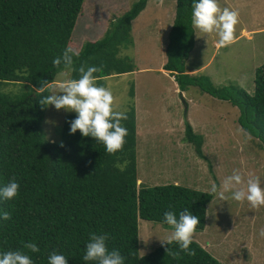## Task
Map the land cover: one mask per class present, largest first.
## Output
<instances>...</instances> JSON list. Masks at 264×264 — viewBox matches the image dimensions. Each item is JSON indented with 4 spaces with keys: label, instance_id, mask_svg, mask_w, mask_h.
<instances>
[{
    "label": "trees",
    "instance_id": "trees-1",
    "mask_svg": "<svg viewBox=\"0 0 264 264\" xmlns=\"http://www.w3.org/2000/svg\"><path fill=\"white\" fill-rule=\"evenodd\" d=\"M148 0H135L111 21L105 35L85 42L74 57V67H102L94 73L97 85L104 78L134 70L130 59L118 56L120 46L130 40L132 20ZM196 0H175L172 25L167 34L162 68L186 90L198 86L211 96L227 100L239 110L237 121L264 146V63L255 71L253 93L238 85L215 86L207 75L187 72L185 62L195 44L192 4ZM84 0H0V189L13 178L19 183L18 196H0V253L20 250L33 264H48L51 253L64 255L67 264H97L85 261L90 234L108 235L109 251L117 250L124 264H221L201 244L193 240L189 256L178 244L159 245L139 254L138 219L166 224L164 213L179 214L187 209L199 217L198 230L206 223V207L214 198L177 183L144 186L137 176V133L134 105L126 112L122 126L127 129L121 151L108 154L105 146L79 130L69 134L77 114H68L60 140H47L41 123L47 106L39 101L49 93L37 91L55 81L53 60L70 47L72 32ZM72 78L79 73L73 72ZM18 84L17 91L3 89ZM184 140L199 157L203 136L195 133L185 119ZM218 186V185H217ZM10 220L2 218L3 213ZM167 225V224H166ZM33 242V253L23 245ZM180 252L173 259L166 248Z\"/></svg>",
    "mask_w": 264,
    "mask_h": 264
},
{
    "label": "rangeland",
    "instance_id": "rangeland-1",
    "mask_svg": "<svg viewBox=\"0 0 264 264\" xmlns=\"http://www.w3.org/2000/svg\"><path fill=\"white\" fill-rule=\"evenodd\" d=\"M134 1L84 0L70 47L78 51L85 42L103 37L111 21ZM218 3L221 8L239 13L237 42L217 47V35H206L193 26L196 45L185 68L203 66L194 74L207 75L217 87L234 84L251 94L255 71L264 63V0H218ZM174 9L175 0H162L160 5L150 0L131 26L129 42L119 47L118 56L130 59L134 70L104 78L103 87L111 89L119 106L117 110L126 111L134 105L137 128L143 126L146 130L136 144L138 183L144 186L177 183L209 192L211 182L219 187L236 170L245 179L249 173L258 176L264 187V146L240 127L238 108L198 86L182 93L174 77L162 69L171 27L168 18ZM18 88L13 83L3 87L13 92ZM68 114L76 113L47 106L41 123L47 140H60ZM185 119L195 133L203 136L206 159L199 157L193 145L184 140ZM261 228H264V207L253 209L247 201L240 203L231 198L220 201L214 196L206 207L205 227L196 229L193 240L205 246L221 264H264V238L258 235ZM171 231L166 224L139 218V254H147L161 245L160 240Z\"/></svg>",
    "mask_w": 264,
    "mask_h": 264
},
{
    "label": "clouds",
    "instance_id": "clouds-1",
    "mask_svg": "<svg viewBox=\"0 0 264 264\" xmlns=\"http://www.w3.org/2000/svg\"><path fill=\"white\" fill-rule=\"evenodd\" d=\"M238 23L239 13L227 7L221 8L218 0H196L192 4V25L201 33L217 35V47H228L237 42ZM78 56V51L67 48L62 56L53 60L55 67L60 68L63 65V69L58 73L56 81L37 89L39 93H49L39 103L42 106L52 105L56 110L75 112L76 118L68 121L69 134H75L79 130L83 137H92L102 143L108 154H115L123 149L125 137L128 135L127 129L121 123L127 119L126 112L117 110L119 106L110 88L97 86L98 77L94 73L101 72L103 66H91L87 70L80 66L77 69L74 67L73 58ZM73 72H78L79 77L72 78ZM19 187V183L13 178L0 189V196L12 200L18 196ZM209 193L214 194L220 201L231 198L240 203L247 201L253 209L264 207V187H261L260 178L252 173L245 179L239 171L234 170L222 180L219 187L211 182ZM229 193L230 197L226 195ZM2 218L10 220L11 215L4 212ZM164 220L172 231L164 240H160L162 246L175 242L180 251L194 256L195 251L190 245L200 222L199 217L185 209L178 218L172 211L165 212ZM258 235L264 238V228L259 230ZM108 238L107 234H90L83 259L96 261L97 264H124V257L119 251L108 250ZM23 247L33 253L40 251L33 242L25 243ZM166 253L173 259L180 258V252L172 251L168 247ZM0 264H33V261L27 254L16 250L0 253ZM48 264H67V259L64 255L53 252L48 257Z\"/></svg>",
    "mask_w": 264,
    "mask_h": 264
},
{
    "label": "crops",
    "instance_id": "crops-1",
    "mask_svg": "<svg viewBox=\"0 0 264 264\" xmlns=\"http://www.w3.org/2000/svg\"><path fill=\"white\" fill-rule=\"evenodd\" d=\"M149 1L150 0H148L147 1V3H146V5L149 3ZM151 2H153V3H155V4H158V5H160L161 3V1L160 0H157V3L155 2V0H151ZM131 5V4H130ZM129 7V6H128ZM127 8V7H126ZM142 12V11H141ZM140 12V13H141ZM174 12H175V9L173 10V11H171V13L169 14V20H171V24H170V26L172 25V22H173V19H174ZM140 13L138 14V16H140ZM136 17L135 19H133L132 20V23H131V26L134 24V22L136 23L137 21H135V20H137L139 17ZM195 45L196 44H194V47H193V49L195 48ZM193 49H192V51H193ZM192 51L190 52V54H189V57H190V55H191V53H192ZM188 57V58H189ZM164 62H165V60H164ZM164 62H162L161 63V65L163 66V64H164ZM185 64H186V62H185ZM203 66H200V67H197V68H194V69H192V70H188L187 68H186V70H187V72H189V73H192V74H194L197 70H199V69H201ZM163 69V68H162ZM164 70V69H163ZM165 72H168V71H166V70H164ZM120 75V74H119ZM111 76H116V75H111ZM111 76H108V77H111ZM106 78V77H105ZM175 81V80H174ZM183 91L184 90H182V93H183ZM181 98H182V100H183V97H182V94H181ZM185 102V101H184ZM185 107L186 108H188V105H187V102H185ZM134 109H135V107H134ZM185 115H186V113H185ZM135 117H136V130H137V138H141V139H143V134L144 133H146V130H145V127H143V126H141V128H137V111H136V109H135ZM181 120V118L179 119V121ZM145 136H146V134H145ZM204 229V228H203ZM203 246V245H202ZM205 249H206V247L205 246H203ZM218 259V258H217ZM219 260V259H218Z\"/></svg>",
    "mask_w": 264,
    "mask_h": 264
}]
</instances>
